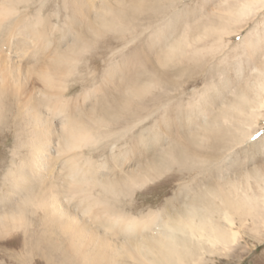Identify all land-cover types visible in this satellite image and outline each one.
Returning a JSON list of instances; mask_svg holds the SVG:
<instances>
[{
  "label": "rangeland",
  "instance_id": "374dc122",
  "mask_svg": "<svg viewBox=\"0 0 264 264\" xmlns=\"http://www.w3.org/2000/svg\"><path fill=\"white\" fill-rule=\"evenodd\" d=\"M249 1L28 0L18 8L17 16L42 34L41 42L51 43L40 64L50 62L54 50L85 46L69 62L72 73L63 97L66 114L88 124L93 134L110 135L80 150L79 164L89 160L92 170L102 171L99 166L106 163L107 170L98 173L114 181L109 191L114 194L94 188L92 195L106 196L110 204L117 198L121 214L130 213L136 221H152L165 208L171 216L193 209L218 228L225 226L221 197H250L244 207L248 215H234L238 245L211 247L186 238L187 264H264V108L256 106L257 83L264 79V1L240 11ZM102 5L122 11L117 12L120 24H94L93 18L104 16L96 10ZM9 43L11 49L13 39ZM6 47L2 51L9 56ZM31 53L27 50L25 57ZM30 77L27 86L18 91L10 86L1 96L0 213L17 209L27 197L24 190L20 195L11 189L8 170L16 172L32 151L24 106L42 85ZM116 157L121 166L113 163ZM157 172L162 173L158 178ZM53 175L45 176L44 186ZM129 175L149 182L131 187ZM43 214L28 205L25 220L0 226V264H84L65 250L68 242L58 230L43 227ZM112 218L102 219L111 223ZM90 219L93 231L108 233Z\"/></svg>",
  "mask_w": 264,
  "mask_h": 264
},
{
  "label": "bare ground",
  "instance_id": "6f19581e",
  "mask_svg": "<svg viewBox=\"0 0 264 264\" xmlns=\"http://www.w3.org/2000/svg\"><path fill=\"white\" fill-rule=\"evenodd\" d=\"M256 1L251 0L242 4L240 11H250L251 7L254 6L252 2L255 4ZM26 2L28 3V0H0V102L1 96H4L5 91H9L7 89L10 86L15 88L16 91L24 83L27 86L30 76H34L42 85L38 91L36 90V95H32V102L24 106L28 118L26 125L32 128L30 134L32 135V140H30L32 151L29 153V159L27 162L22 160L21 165H17L19 167L16 172H12L13 169L8 170L11 189L14 193L18 192L20 195L24 190L26 193H23L27 197L17 209H9L5 213H0V226H4L10 221L22 220L25 207L28 205L34 210H41L44 213L43 227L58 230V233L64 236V241L68 242L66 243L68 248L64 249H68V252L72 255L79 257L84 264H129L125 260L131 262L130 264L135 262L187 264L185 258L190 256L191 250L185 245L186 238L193 239L199 244L207 242L211 247L217 244L225 248L237 246L238 233L233 230L235 226L234 215H243L246 212L244 207L250 205V197H247V195L240 199H233L235 202L225 197L219 199L224 206L222 218L225 221V226H223L224 228H218L209 216H202L193 209L171 216L169 215V209L165 208L153 220L150 219L152 221H143L146 219H141V216L139 218L143 222L136 221L135 217L129 215L130 213L121 214L122 209L117 206L119 204L117 198L114 199L116 200L114 204H110L106 196L102 198L99 194H91L94 188H100L104 194H114L109 192L113 190L112 182L114 181L108 176L101 178L98 173L104 172L103 169L107 170L108 165L105 167L106 163L100 165L101 167L96 165V168L99 166L102 171L99 169L94 171L92 170L95 167L93 163L85 160L86 162L82 164V167L78 158L82 157V148L95 146L101 139L104 140L110 135L101 137L99 136L100 133L99 135L93 134L92 130L89 129L90 127H87L88 124L83 125L84 122L81 123L75 116L66 114L65 112L68 111L67 101L63 97L67 84L65 81L72 73L69 62L72 63L73 59L84 50L85 46L79 50L76 47L77 50L74 51L75 45H71L63 53L54 50L51 61H47V63L44 61L40 64V54L49 50V44L51 46V43L46 39H44L46 41L41 42L42 34L29 22L26 24L22 15L17 16L19 6ZM100 8L96 10H100L104 16L93 18L94 24L100 28H112L110 26H116V22L120 24L121 19H119L118 13L122 11L117 10V13L106 5H102ZM106 16H109V18L106 19ZM34 23L33 25L39 26L40 21L35 20ZM11 39H13V43L10 49L8 46H10ZM183 39L186 40L187 38L183 37ZM5 45H7L6 49L8 48L7 50L10 53L9 56L3 54L2 49ZM27 50H33L29 57H25ZM114 73L117 74L118 72L115 71ZM257 85L260 93L257 95L256 106H258L257 109L264 108V79ZM21 91L24 90L21 88ZM22 92L20 93L21 96H23ZM20 94H17L18 98L21 97ZM27 96H29L28 92ZM26 100L30 101L29 99ZM55 120L58 121L57 124H54ZM120 162H122L120 158H113L116 167L122 165ZM55 168L57 173L53 175ZM47 174L49 176L53 175V181L48 184L49 187L44 186ZM135 175H129L131 179L129 182L133 185L131 187H143L149 182V179H146L139 183L135 179ZM161 175L162 173L157 172L156 177L158 178ZM31 187H37L39 192L36 191V194H32ZM116 194L119 193L116 192ZM120 194L122 193L120 192ZM262 201V205H264V198ZM112 216L111 223L102 219L103 217ZM147 216L146 218H149ZM90 218L95 219V222L100 225L103 224L104 226L101 225L102 228L107 230L108 233L104 235L93 231L90 226ZM139 218L138 220H140Z\"/></svg>",
  "mask_w": 264,
  "mask_h": 264
}]
</instances>
